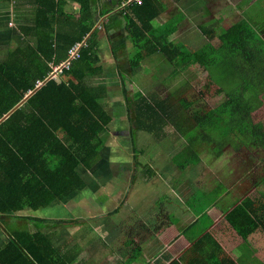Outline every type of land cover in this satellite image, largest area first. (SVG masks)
Wrapping results in <instances>:
<instances>
[{"label":"trees","instance_id":"obj_1","mask_svg":"<svg viewBox=\"0 0 264 264\" xmlns=\"http://www.w3.org/2000/svg\"><path fill=\"white\" fill-rule=\"evenodd\" d=\"M31 1L36 19L30 27H22V33L33 45L22 43L0 62L1 218L26 209L36 213L87 187L85 171L98 161L113 122L104 100L117 95L115 78L111 86H99L93 79L103 74L97 43L103 23H95L89 1ZM70 2L80 3L79 14L64 11ZM141 2L124 8L126 29L136 48L130 67L138 68L144 58L159 52L176 73L193 72L187 81L199 95L190 101L183 97L174 107L170 98L151 100L139 92L133 105L120 70L126 104L134 108L131 130L151 132L159 143L168 137V126L185 133V144L170 159L182 173L199 165L207 148L212 146L217 158L230 146L235 153L242 150L237 157L243 158L241 167L256 168L264 175V128L253 120V113L264 106V20L254 22L242 6L238 21L203 30L207 42L190 49L169 39L184 15L172 22V29L164 30L153 25L161 13L159 0ZM84 41L80 58L56 79L48 78L51 63L65 61L68 50ZM38 81L43 84L38 86ZM182 119L192 124H179ZM219 124L228 127L224 135L218 132ZM179 125L188 128L180 130ZM131 144L140 153L136 137ZM245 196L226 213L227 222L246 241L255 235L264 239V190L242 200ZM29 219L57 225L76 222ZM53 238L40 230L11 232L0 247V264H69L53 247Z\"/></svg>","mask_w":264,"mask_h":264},{"label":"crops","instance_id":"obj_2","mask_svg":"<svg viewBox=\"0 0 264 264\" xmlns=\"http://www.w3.org/2000/svg\"><path fill=\"white\" fill-rule=\"evenodd\" d=\"M88 1L95 23H103L99 26L97 36L98 53L101 59L100 63L103 65V57L100 51L106 50L108 52L106 55L109 54L114 58L113 62L115 65L106 68L103 65V74L95 77L105 76L107 83L99 85L95 82V84L99 86H111L114 85L111 83L114 82L115 78V85L121 86V68L119 65L122 63L125 66H129V61L131 59L128 57L123 62L118 58L126 54V50L129 46L132 47V49H136L131 42L129 31L126 29V13L124 8L127 7L129 3L136 2L134 0ZM195 1L197 2V0H189V2L193 3H195ZM159 2L161 13L157 18L163 16L160 20L169 21L175 19L176 16L178 18L180 15L185 16H183L184 18L181 24L188 19L192 20L193 15L191 16L183 10H178L175 13L176 16L173 15L171 5L173 4V0H159ZM174 2H176V0H174ZM202 2L207 3L208 7V0H202ZM232 3H236L234 0H230V5L237 8V5ZM200 9L202 11L205 10L203 3H200ZM64 11L72 16L77 15L81 11V5L79 2H70L65 6ZM157 18L155 20H157ZM35 19L36 7L31 0H12V2L0 0V57H2L0 62L4 60L9 53L8 48L16 49L22 43H31V45H33V41L27 38L28 35L22 33V27H30ZM181 24L178 30L174 32L169 39L172 41L179 40L190 49H194L192 45L186 43L180 37L175 36L177 32L181 30ZM119 54L121 55L119 56ZM156 54L161 53L158 52L152 56ZM107 61L110 62L109 60ZM122 90L123 88L119 87L116 91L117 95L109 96L108 98L125 96ZM114 122L113 119L112 123ZM128 126L131 127L130 118L124 127ZM121 128L122 127H118L119 131H122L120 130ZM178 128H180V130H187L188 127L179 125ZM138 132H146L152 135L151 132L147 131ZM184 138L185 133H181L182 145L186 142ZM135 161H132L134 163L130 165L131 169L133 171L137 168V171L140 172L138 162L136 164ZM170 163L172 164L171 167H173L174 164L171 160ZM147 164L148 163L144 164L145 167L148 166ZM237 164L238 167H241V162L237 161ZM128 166L129 164H127L126 167ZM126 167L123 170L124 173L126 172ZM198 167L199 165L195 166L187 173H182L181 182L179 184L175 182L172 183L170 180L164 181V179H161V181L163 180L164 184H166L167 187L169 186L172 190H177L181 184L185 183L183 179L190 181V186H192L189 190V194H191L190 200L188 204H183L184 209H182V215L180 216L178 213L181 209L176 206L179 202L171 192V189L168 192V196L160 186L156 185L155 188H152V185L149 183L155 175H153L154 173L149 174L143 169L141 174L137 172L132 178L135 183H142L140 187L144 186L146 188L141 194H138V197L143 199L146 198V200L141 198L137 199L141 200L144 204L143 207H147L149 214H139L142 211L141 209L135 211V209L130 210L124 206L123 208L117 207L112 211L113 216L119 215L120 211L124 209L126 214L123 215L122 213V221L117 224L112 222H100L98 224L93 223L88 225L90 230L89 239H91V235L95 231L94 235H102L106 240L101 239V241L94 245H84L86 241H82L78 244L74 240L76 235H74V233L71 235L68 234V230L72 229L69 228L70 225H76L82 231L84 225L81 224L82 221L79 219L46 218V221L49 222L68 220H75L76 222L73 224L62 223L68 226L55 224L54 227L48 226L44 227V229L40 227L39 230L53 234V247L61 252L60 258L65 262H69V264H264V253L263 256L260 257L256 251L248 247L247 241L229 225L226 214L238 203L239 198L244 194L246 196L242 200L252 198V194L264 190V175L257 180L260 174L256 171V168H254L252 170L254 171L253 180L247 173L249 171L248 169L245 171L241 169L240 171L237 167H232L229 171H221L215 176V173L208 167L210 173L219 179V183L209 188L207 186H201V181L209 176L205 175V173L198 172ZM194 171L197 172L194 173ZM193 184H196V186ZM219 188L220 190H218ZM214 193L218 194L216 199L212 198ZM170 197L175 199L173 200ZM57 206L58 205H55L50 209L56 210ZM30 212V209H26L15 213L14 216L0 217V236L2 234L1 227L3 229L10 227L11 223L7 224L9 220H26ZM164 214H166L165 217L168 218V222L166 225H159L157 219L159 220L160 215ZM20 216L24 217L18 218ZM144 218H146V221ZM38 219L40 220L41 218ZM135 219L139 220V227L137 229L134 228ZM204 219H206L207 224L203 221ZM173 220H175V222H173ZM18 221L15 222L13 228L18 226ZM43 225L48 224L42 222V226ZM94 225H96V227L93 228ZM121 226H126V228L122 229L120 228ZM9 231L10 229H7V232L4 233L5 242L2 243V245L7 243L8 235L12 232ZM2 245H0V247ZM254 257L260 259L261 262L253 260Z\"/></svg>","mask_w":264,"mask_h":264},{"label":"rangeland","instance_id":"obj_3","mask_svg":"<svg viewBox=\"0 0 264 264\" xmlns=\"http://www.w3.org/2000/svg\"><path fill=\"white\" fill-rule=\"evenodd\" d=\"M234 1L236 3L232 4L237 5V8L240 9L242 6H244L249 12L252 13V20L254 22L264 20V0ZM208 2V7L207 3L202 2V0H197L195 3L189 2V0H176V2L173 0V4H171L173 15H175L178 10H183L191 16L193 15L192 20L188 19L186 22L181 24V30L177 32L175 36L180 37L183 41L192 45L194 48H200L207 42V39L203 34V30L213 26L217 27V25L222 26L224 24L228 25L234 23L241 17L238 9L230 5V0H208ZM200 3H203L205 7L204 11L200 9ZM217 15L223 16L224 20L217 21ZM162 18L163 16L157 18V20L153 22V25L161 27L164 30H170L173 28L172 22L175 19L180 18V16H178V18L176 16L175 19L169 21L160 20ZM212 22L215 23L210 24ZM8 49L9 52L15 50L13 48ZM126 51V54L122 55V57L120 56L121 54H119L120 58L118 59L123 62L128 57L132 59L135 55L136 49H132V47L129 46ZM100 52L103 57V65L105 68L114 65V58H112L109 54L106 55V53H108L106 50H101ZM0 59H2V57H0ZM119 67L124 74L125 82L127 84L126 89L129 91V99L133 105L135 103V96L139 92L147 95V97L151 100L152 97L157 99L170 98L174 107L178 106V102L181 99L187 97L189 101L195 100L199 95L198 91L187 81L188 78L194 77L193 72L189 70L183 75H181L179 71V73H176L174 69L175 67L171 65L162 54H156L154 56L144 58L141 61L140 66L135 69H132L130 65L125 66L122 63L119 65ZM94 82L98 83L99 85L107 83L105 76L94 77ZM119 87L121 86L114 85V89L116 90H118ZM104 101L108 106L107 108L112 114L115 122L110 125L109 132L106 135V146L97 158L98 161L94 164V167L90 171H85L84 178L87 181V187L83 191L75 192L63 203L51 205L46 209L38 211L37 213L30 212L26 217V220H17L19 224L15 228H13V226L17 221L13 219L9 221L7 220V224L11 223L10 227L7 228L10 229L9 232L28 231L34 233L39 230L40 227L44 229V227L55 226L53 223L42 226V222L40 223L35 220L30 221L28 220L29 217L36 219L41 218L45 220H47L46 218L79 219L82 221L81 224L84 225L83 230L81 231V229L76 225H70L69 228L72 229L68 230V234L71 235L74 233V235H76L74 240L78 244H80L82 241H86L84 245H94L101 241V239L106 240V238L99 234L94 235V231L91 235V239H89L90 230L88 225L93 223L98 224L100 222H112L117 224L118 222L122 221V216L125 215L126 212L123 209L120 211L119 215L113 216L112 211H114L117 207L123 208L124 206L130 210L135 209V211H137V209H141L142 211L139 214H149L147 207H143L144 204L141 202V200L137 199L141 198L138 197V194H141L146 188L144 186L140 187L142 183H135L134 179L132 178V176L136 175L138 172L137 168L132 171L130 166L133 165L134 162L132 161H134V159H139L140 161V172H138V174H141L143 169L146 171L148 169L151 170L155 177L152 179V181H150L149 184L152 185V188H155L156 185L160 186L168 196V192L171 188L169 186L167 187V185L164 184L163 180L161 181V179H164V181L170 180L172 183L175 182L176 184L181 182L180 179L182 172L175 165L171 167L172 164L170 163V158H172L176 153H178L179 150L182 149L181 133L178 132L175 127L168 126L166 131L169 132V137H167L161 143L154 140L156 136H152L146 132L134 133L136 132V129L132 131L130 126L124 127L128 123L130 116H134V108L132 106L129 107L128 105L126 108V97L122 95L121 97L107 98ZM181 111L183 112L182 109ZM182 118H186V116ZM253 120L257 125L260 126V128H264V106L253 113ZM181 123L186 124L188 122L182 119L179 120V124ZM190 124L192 123L189 122L188 126H190ZM218 126L219 127L217 128L219 133L224 135V132L228 131L226 129L228 128L226 125L225 127L224 125L220 124ZM118 127H122L120 130L123 132L119 131ZM132 137H136V148L138 151H140V153H136L131 148ZM237 152L240 154L235 153L234 148L228 146L220 157L214 158L215 152L213 147L211 146L210 148H207L206 152L204 153V158L200 162L201 164H199L198 172L205 173V175H208L209 177L201 181V186L212 188L215 184L219 183V179L215 177L217 173L221 171H229L232 169V167H237V169L240 171L241 169L244 171L248 169L249 171L247 173L253 179V167L247 168L244 167L243 164L242 167H238L237 161H241L240 159L243 160V158H237L242 155V150ZM146 163H148L147 167L144 165ZM127 164H129L128 167H126ZM124 166L126 167L125 173L123 172L125 169ZM208 167H210V169L215 173V176L210 173ZM196 172L197 171H194V173ZM261 172H259L260 175H258L257 180H259V178L263 175ZM183 181L185 183L181 184L177 190L171 189V192L179 202L176 205L181 209V211L178 213L179 216L182 215V209H184L183 204H188L190 200L191 194H189V190L192 188V186H190L191 183L189 180L183 179ZM193 185L196 186V184ZM171 199L174 200L175 198ZM143 200H146V198ZM55 205H58L56 210L50 209ZM14 215L15 214H10L9 216ZM165 216L166 214L160 215V219H157L159 225H166L168 218ZM22 217L24 216H20L18 218ZM144 219L146 221V218ZM203 221L207 224L206 219ZM173 222H175V220H173ZM138 223L139 220L135 219V229L139 227ZM62 225L68 226L65 224ZM94 227H96V225H94L93 228ZM120 228L124 229L126 226H121ZM1 229L2 234L0 236V245L5 242L4 233L7 232V229H3L2 227ZM260 238L261 235H255L254 237L247 240V245L256 251L261 257L263 256L264 252V239ZM253 260H258L261 262L260 259H256L255 257Z\"/></svg>","mask_w":264,"mask_h":264},{"label":"built area","instance_id":"obj_4","mask_svg":"<svg viewBox=\"0 0 264 264\" xmlns=\"http://www.w3.org/2000/svg\"><path fill=\"white\" fill-rule=\"evenodd\" d=\"M137 3L141 4V0H134ZM85 46V41L76 43L68 50V57L65 61L61 62L58 65L51 64V72L49 73L48 78L56 79L64 70L69 69L72 66V63L80 58L81 50ZM43 84V81H38L37 85L40 86Z\"/></svg>","mask_w":264,"mask_h":264}]
</instances>
